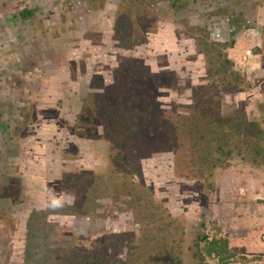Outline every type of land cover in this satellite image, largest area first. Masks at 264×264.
Segmentation results:
<instances>
[{
	"label": "rangeland",
	"instance_id": "1",
	"mask_svg": "<svg viewBox=\"0 0 264 264\" xmlns=\"http://www.w3.org/2000/svg\"><path fill=\"white\" fill-rule=\"evenodd\" d=\"M133 1L132 20L138 11L148 22L144 30L134 26L140 38L123 49L113 30L120 0H0V264H23L27 225L32 247L45 234L55 251L61 241L103 251L115 245L113 236L134 242L129 198L109 202L123 181L177 219L185 247L197 233L227 241L229 257L204 249L205 264H264V163L232 151L225 169L211 171L208 189L175 166L172 118L188 116L191 100L207 96L205 62L191 30L201 26L209 41H232L225 54L247 86L223 96L220 112L233 125L236 114L246 118L243 136L251 124L264 135L263 2L190 0L173 13L170 0ZM27 8L33 16L21 21L18 13ZM229 21L240 25L232 37ZM129 74L138 101H127L143 120L127 137L133 147L118 153L125 171L136 167L133 178L122 180L121 159L108 149L116 135L101 130L113 125L115 92L133 90L132 81L119 83ZM152 146L157 153L149 156ZM53 199L64 206L51 209Z\"/></svg>",
	"mask_w": 264,
	"mask_h": 264
},
{
	"label": "trees",
	"instance_id": "2",
	"mask_svg": "<svg viewBox=\"0 0 264 264\" xmlns=\"http://www.w3.org/2000/svg\"><path fill=\"white\" fill-rule=\"evenodd\" d=\"M81 1L91 4L95 0ZM189 1L170 0L169 10L173 13L185 11L189 6ZM261 1L264 11V0ZM130 3L135 2L131 0L126 1V3L124 1L119 3L114 18L115 40L123 49L133 46L140 38V35L135 33L136 30L133 31L134 26L137 25L144 30L146 28L144 25L148 22L147 18H141L137 8L136 20H132L130 14L132 5ZM32 16L33 10L28 8L22 9L18 13L21 21L29 20ZM229 24L233 29L230 32L232 37L240 25H234L231 21ZM191 30L196 35L193 44L205 62L208 91L206 97L191 100L188 116L177 115L172 117L174 144H176V150L179 151L178 153L176 151L177 154L174 155L175 161L173 162L176 167L182 168L185 173L182 174L184 177L200 180L206 183L207 188L210 189L211 184L207 182V179L210 177L211 171L225 169L226 160L232 151L236 156L248 154L253 162L257 159L262 160L263 166L264 135L263 132L255 128V124H251L253 128L251 133L249 136H243L241 132L243 127L247 125L246 118L242 114H236L235 121L237 124L233 125L231 117L220 112L221 107L219 105H225L222 101L223 96L241 92L247 87L243 77L233 71L232 64L227 60L225 54L226 48L232 45V41L229 44L209 41L201 26L191 27ZM122 78L119 83L132 81V84H128L127 87L128 89L133 87L134 77L132 75H126L124 82ZM131 89L133 90L127 91V94L123 87L116 89L119 93L115 92L113 109L108 111L109 123L112 122L113 125L110 124L107 130H101L102 133H114L116 135V143L109 146L108 149L109 153L111 150L117 152V158L121 159V170L118 174L122 180L123 178H133L136 167L129 168L127 166V170H129L125 171L122 158L118 153L122 155L123 148L133 147L134 144L129 145L127 137L136 132V122L143 120L142 114H136L129 107L128 98H132L133 106L134 102L138 101V98H135L137 96H132L134 90L137 89L136 85L134 84ZM122 142H124L123 146L120 145ZM151 149L152 151H150L153 153L149 156L157 153L154 152L153 146ZM171 149L175 150L174 147ZM132 167L134 166L132 165ZM71 184L76 196L83 197V193L86 192L79 189L82 186H78L73 181ZM124 190H126L125 194L122 193ZM136 190L137 186L133 182L123 181L109 198V202L115 203H122L124 198H129L126 203L133 209L131 215L134 224L138 226V235L134 242L127 241L126 236L123 235L113 236L110 239L112 242L114 241L115 245L108 251H103L101 248L81 247L80 245L79 247L73 242V245L67 248L64 241H61L57 244L55 251L46 245L45 234H42L43 238L40 244L32 247L30 242L32 236H30L27 225V248L23 264H205L204 256L206 254H213L216 258L224 256L226 259L229 257L231 249L228 248L227 241L223 238L208 240L206 236L197 233L190 245L185 247L183 238H181L184 236L183 228L177 223V219L165 213L164 210L150 206L147 197L141 199L139 196L138 198ZM43 220L45 219L43 218ZM32 222H34L33 219H31ZM37 249H39L38 253ZM204 249L207 250L206 254Z\"/></svg>",
	"mask_w": 264,
	"mask_h": 264
},
{
	"label": "clouds",
	"instance_id": "3",
	"mask_svg": "<svg viewBox=\"0 0 264 264\" xmlns=\"http://www.w3.org/2000/svg\"><path fill=\"white\" fill-rule=\"evenodd\" d=\"M64 204H65V201H63L61 199H53V200H51L49 207L51 209H58V208L63 207Z\"/></svg>",
	"mask_w": 264,
	"mask_h": 264
},
{
	"label": "crops",
	"instance_id": "4",
	"mask_svg": "<svg viewBox=\"0 0 264 264\" xmlns=\"http://www.w3.org/2000/svg\"><path fill=\"white\" fill-rule=\"evenodd\" d=\"M263 249V248H262Z\"/></svg>",
	"mask_w": 264,
	"mask_h": 264
}]
</instances>
